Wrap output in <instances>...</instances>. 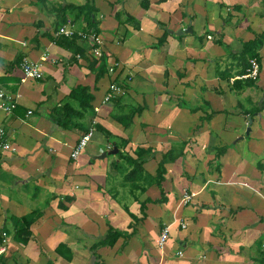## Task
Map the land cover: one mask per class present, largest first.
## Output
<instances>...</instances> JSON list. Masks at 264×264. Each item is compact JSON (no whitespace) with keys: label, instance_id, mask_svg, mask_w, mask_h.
<instances>
[{"label":"crops","instance_id":"0c3cea01","mask_svg":"<svg viewBox=\"0 0 264 264\" xmlns=\"http://www.w3.org/2000/svg\"><path fill=\"white\" fill-rule=\"evenodd\" d=\"M86 2L0 0V87L20 94L0 110L16 148L0 157V264H95L110 229L120 237L98 248L97 264H264V109L252 115L264 102V45L261 76L234 86L244 43L264 32V0H90L108 64L98 83L88 59L56 44L59 8ZM78 43L99 59L97 45ZM25 60L42 64L41 78L24 77ZM113 82L124 94L105 102ZM78 86L93 95L81 115L70 112H82L70 98ZM138 156L143 171L127 178ZM162 163L168 201L158 204ZM37 211L21 244L17 224Z\"/></svg>","mask_w":264,"mask_h":264},{"label":"trees","instance_id":"16d2710c","mask_svg":"<svg viewBox=\"0 0 264 264\" xmlns=\"http://www.w3.org/2000/svg\"><path fill=\"white\" fill-rule=\"evenodd\" d=\"M59 13L61 14L62 22L63 25H66L68 23L72 24H79V23H84L85 26L83 27V31L92 34L96 33L99 34V21L96 19L97 15V10L93 4H91L90 0H87V2L82 5V6H76L73 4H67L63 7L59 8ZM70 14V15H69ZM122 15V14H121ZM121 15L117 13L115 17L119 21H121ZM70 16L71 21L68 22V17ZM126 17V22H129L130 24H133L136 28L140 27V23L135 20L132 16L125 14ZM59 30V29H58ZM58 30H55V33L58 32ZM56 44L61 45V46H67L69 50L71 51L72 54L80 57H85L90 61V70L95 73V81L98 83L106 73H108V64H107V58L103 54L101 58L95 59L91 58L86 55V52L82 46L79 45L80 38L79 37H72V38H67L64 36H56ZM166 40V36L164 35L160 40L157 46H161L164 44ZM264 45V32L262 34L256 35L255 39L244 43L243 45V50L239 55L240 61L242 62L243 65H245V70L242 73H245L247 68L249 67V60L251 58H256L258 59V49ZM96 45H93V47ZM259 61V60H258ZM260 62V61H259ZM255 83L254 80H246L245 82L241 79H236L234 81V86L242 85V86H252ZM91 89L88 86H78L77 88H74L71 90L70 93V98L73 100H76L80 104V111L82 112H76L73 108L70 107V112L75 113L76 115H81L84 111L90 109V103L93 101V95L90 93ZM66 106V105H65ZM64 106V107H65ZM264 109V102L261 108L257 109L258 110H263ZM255 112V111H254ZM252 112V115L254 114ZM128 120L129 123L128 125H131L132 121V113L128 115ZM127 125V126H128ZM141 150H138V154ZM146 153L149 152V150L145 151ZM218 158L220 155L218 154ZM146 158L138 156L136 159H130L128 158V162L130 165L133 166V170L131 171L130 174H128L127 178L131 176H136L139 171H143V163ZM164 174H165V169H164V164L162 163L160 166V169L158 171L157 177L155 178L156 182L158 185L161 187L162 182L164 181ZM162 191V198L160 200H155V203L158 204H164L168 199L165 196V193L161 187ZM62 207H64L63 204H60ZM145 207V204L142 205V208ZM41 216V212H33L32 214H29L25 217L22 218L21 221H19L20 224H17L18 230L16 231V236L18 237V241L21 244H26L28 242L29 237L31 236L29 233V226L31 223L34 222V219L37 217ZM120 237V234L117 232L113 231L112 229L109 230V233L107 234L106 238L99 242L98 244H95L92 247V253L95 257L96 263L99 259V256L97 254L98 248L108 245L111 246L113 245L116 240ZM64 245H60L57 249L59 250L63 248Z\"/></svg>","mask_w":264,"mask_h":264},{"label":"built area","instance_id":"2783aa9c","mask_svg":"<svg viewBox=\"0 0 264 264\" xmlns=\"http://www.w3.org/2000/svg\"><path fill=\"white\" fill-rule=\"evenodd\" d=\"M57 36H64L67 38L72 37H79L80 40L83 41H91L93 44L97 45L94 48V55L95 57L101 58L102 51L101 48H98V45L101 43L99 34L92 33L88 34L83 31V29H77L75 24L68 23L66 25H62L58 32ZM208 39H212L211 36H208ZM48 58V55H44L41 57V61L44 62ZM22 71L24 77L27 79H39L42 77V64L29 62L25 60L22 64ZM261 76V64L256 58H251L249 60V67L247 68L246 72L242 74L239 79L242 80H257ZM124 94V89L121 85L113 82L109 86V91L105 97V102L111 101L115 96ZM20 94L19 93H8L3 88L0 87V110L10 114L19 104ZM94 128H91L87 133H85L80 140L78 141L74 151L72 152L71 156L74 159H77L78 156L87 148L88 144L91 142V139L94 135ZM6 152H16V148L7 141L5 137L4 130L0 129V157L2 154ZM193 196L185 195L183 202L185 204L189 203L192 200ZM185 228V226H183ZM170 227L166 226L160 235L159 238V246L161 249L164 248V245L169 241L170 238ZM3 237L6 236V233L2 234ZM5 242V240H4ZM5 244V243H4ZM6 251L5 245H0V254H3ZM178 255H182V251L178 252Z\"/></svg>","mask_w":264,"mask_h":264},{"label":"water","instance_id":"95a60500","mask_svg":"<svg viewBox=\"0 0 264 264\" xmlns=\"http://www.w3.org/2000/svg\"><path fill=\"white\" fill-rule=\"evenodd\" d=\"M191 32H192V30L190 28L186 30V33H191ZM182 34H184V31H180V32L176 33V35H182Z\"/></svg>","mask_w":264,"mask_h":264},{"label":"rangeland","instance_id":"374dc122","mask_svg":"<svg viewBox=\"0 0 264 264\" xmlns=\"http://www.w3.org/2000/svg\"><path fill=\"white\" fill-rule=\"evenodd\" d=\"M255 112H257V110H255ZM255 112H254V113H255ZM148 182H150V179H148Z\"/></svg>","mask_w":264,"mask_h":264}]
</instances>
